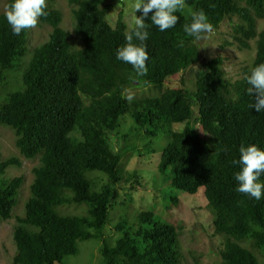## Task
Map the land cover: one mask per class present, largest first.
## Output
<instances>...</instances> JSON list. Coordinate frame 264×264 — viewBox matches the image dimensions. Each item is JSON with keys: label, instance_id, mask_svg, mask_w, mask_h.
<instances>
[{"label": "trees", "instance_id": "trees-1", "mask_svg": "<svg viewBox=\"0 0 264 264\" xmlns=\"http://www.w3.org/2000/svg\"><path fill=\"white\" fill-rule=\"evenodd\" d=\"M114 1L68 0L82 47L61 26L63 13L52 0L38 23L52 30L36 47L29 44L31 29L15 35L0 14V125L13 130L23 157L40 160L25 213L16 219L13 264H63L64 258L79 254L81 241L92 238L101 243L98 264H182V224L148 210L131 223L113 217L118 201L132 203L120 200V186L128 182L121 150H129L130 132L120 134L126 115L146 136L160 135L157 170L164 184L191 195L203 191L212 211V235L224 239L219 264H264V196L256 200L238 193L234 173L241 166L231 163L240 158L242 145L264 149V112L249 107L255 98L247 92L251 69L264 63V28L258 29L264 0H185L175 27L163 32L155 25L148 28L144 76L116 58L128 25L123 11L114 25L109 21ZM201 9L214 31L237 17L233 37L241 49L255 40V58L234 81L217 56L202 62L205 70L193 88L166 87L201 62L199 40L183 29L191 22L190 10ZM136 84L150 85L157 94L129 103L125 91ZM174 124L184 127L175 130ZM148 140L142 138L139 152L148 150L143 149L152 143ZM21 165L16 156L0 160V223L12 218L24 182L23 176L5 174ZM81 204L86 206L82 213H71L75 209L70 206ZM170 204L179 205V197L171 196L168 213Z\"/></svg>", "mask_w": 264, "mask_h": 264}, {"label": "rangeland", "instance_id": "rangeland-1", "mask_svg": "<svg viewBox=\"0 0 264 264\" xmlns=\"http://www.w3.org/2000/svg\"><path fill=\"white\" fill-rule=\"evenodd\" d=\"M56 8L63 13V21L61 26L65 28L71 35L72 40L77 47H82L80 38L74 30V19L72 14V6L68 0H52ZM136 0H115L114 5L109 13V21L112 25L118 19L120 11L124 12V20L129 26L133 22L134 4ZM7 8V0H0V14ZM235 17L233 21L226 19L218 29L210 34H207L204 39L197 43L200 45L201 62L187 68L181 72L174 81L166 83V87L175 88L181 84L194 87V83L198 75H200L205 67L204 61L213 57L221 56L224 59L223 69L228 79L234 81L243 76L244 68L250 67L255 55L256 44L255 40H251L249 49H241L239 44L233 37V23L237 22ZM264 28V20L258 22V29ZM52 28L49 25H37L36 28L30 30L29 44L31 47L39 46L47 41ZM134 93V97L155 95L157 92L150 85H138L128 87L125 91ZM197 114V108H195ZM125 120V121H124ZM128 115L124 116L121 121L120 134L121 136L129 133V138L126 141V149L123 151L122 164L125 166L126 178L128 182H123L120 186V200L131 199V205H121L117 202L116 209L113 211L114 219H127L130 223L135 221L137 215L142 210L155 212L172 221L184 226L180 235V244L183 252L182 264H219L221 262L220 249L222 248L224 239L222 237L212 235L213 222L212 211L207 206L202 190L191 195L173 188L169 183L164 184L163 178L158 174V163L161 154L162 146L161 137H148L143 133V130L138 127ZM192 123V122H191ZM136 125V126H135ZM194 126V124H191ZM175 130H182L183 124H174ZM135 128H137L135 130ZM135 131V135L133 134ZM200 135H203L202 130L198 129ZM148 143V138L152 139L150 146L143 149L146 151L139 152L143 141ZM132 136V137H131ZM123 144L119 145V150ZM133 150V151H131ZM0 160H5L9 157H18L22 161L21 166H11L7 170L5 177L11 178L23 176L24 182L17 197V205L13 211V216L7 221L0 223V264H13V256L16 251V245L13 238L14 227L17 222V216H22L25 213V204L31 195V183L34 178L33 169L40 163L39 158L26 159L23 157L15 145V135L10 127L0 125ZM141 153L142 155H140ZM136 175V177H135ZM154 176V177H153ZM135 178L140 182L137 185ZM132 184L135 185L134 189ZM99 186L95 188L98 189ZM177 195L180 199L179 205L170 204L169 212L167 204L170 202L171 196ZM75 209L71 213H82L85 204L72 205ZM112 217V216H111ZM100 240L96 238L84 240L80 242V252L75 256L64 258L63 264H98L100 259ZM264 261V259H262Z\"/></svg>", "mask_w": 264, "mask_h": 264}, {"label": "clouds", "instance_id": "clouds-1", "mask_svg": "<svg viewBox=\"0 0 264 264\" xmlns=\"http://www.w3.org/2000/svg\"><path fill=\"white\" fill-rule=\"evenodd\" d=\"M133 7V22L124 33L125 43L117 50L116 58L131 64L137 75L144 76L148 72L149 53L145 44L150 35L148 28L155 25L163 32L175 27L179 21L176 13L183 11L186 3L185 0H136ZM46 8L47 0H12L4 15L13 33L19 35L25 29L36 28L40 18L46 15ZM137 12H142V15L138 16ZM150 13L151 23H146ZM190 14L191 22L183 26L187 36L201 40L214 31V26L203 9L190 10ZM247 83L248 94L255 98L249 107L256 112H264V63L251 69ZM124 98L130 103L134 99V93L127 91ZM224 151L227 152L228 149L225 147ZM239 152L240 158L231 161L232 165L241 166V170L234 173L238 182L236 191L259 200L264 196V181L260 180L261 174H264V149L253 143L242 145Z\"/></svg>", "mask_w": 264, "mask_h": 264}]
</instances>
